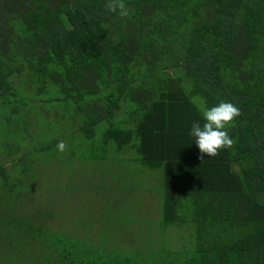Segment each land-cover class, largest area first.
I'll use <instances>...</instances> for the list:
<instances>
[{
    "label": "trees",
    "instance_id": "1",
    "mask_svg": "<svg viewBox=\"0 0 264 264\" xmlns=\"http://www.w3.org/2000/svg\"><path fill=\"white\" fill-rule=\"evenodd\" d=\"M108 2L0 0V264H264V0ZM221 101L235 143L201 161ZM35 111L37 152L72 143L47 171ZM172 229L193 249L160 252Z\"/></svg>",
    "mask_w": 264,
    "mask_h": 264
},
{
    "label": "rangeland",
    "instance_id": "2",
    "mask_svg": "<svg viewBox=\"0 0 264 264\" xmlns=\"http://www.w3.org/2000/svg\"><path fill=\"white\" fill-rule=\"evenodd\" d=\"M30 107V104L28 105V108ZM36 116V117H35ZM35 116L33 115V121H34V129L31 130V134L30 136L28 137L30 140H34L36 142H33L32 141V145L29 144V149H31V158H34L35 161L37 162L36 163V166H35V170H38V162L41 160V162H44L43 158L45 159V162H47L46 158H50L51 156H54V154H59L58 153V148L57 147H54L50 152L48 153H41V152H37L35 149L38 148V146L40 145V142L39 141H43L42 143H44V139L46 137V135H48L47 137V140L49 139V137L51 138H56L58 137L57 134H50V133H43L41 134V130H40V122H43L45 120H47V117L43 114V112H36L35 111ZM119 118V117H118ZM121 118V117H120ZM20 123H23L22 121ZM15 123L14 121H11L10 123V128L11 126H14ZM22 124H19L18 125V128L20 130H22L23 128L21 127ZM43 130H46V129H43ZM22 134V133H21ZM59 134V133H58ZM64 143L67 145V148L68 147H71L72 146V143H71V139L69 138L68 141H64ZM33 147V148H32ZM9 151H11V146L10 147H7ZM15 148V145L13 144L12 146V150ZM17 151V150H15ZM66 151V150H65ZM19 152L17 151L16 154H18ZM42 163V166L44 167V171H47L45 169H47V166L44 165L45 164ZM20 170H22V166L19 167ZM18 179H19V182H18V192L19 193V204H22V195L21 194H24L26 193L27 195H25V198L27 199V201H29L30 199V196L32 194V191H33V188H32V185H29V183L31 182V179H33L32 177H28L26 176V181H23L24 179V176H22V172L21 171H18ZM68 180V178H67ZM41 182H43L45 185L47 184L46 182V179L44 177L43 180H41ZM70 182H71V179H70ZM142 188V187H141ZM140 188V189H141ZM145 187H143L142 189H144ZM69 194V193H68ZM27 210L29 211L30 208L28 207L27 205ZM85 223H86V226L89 228L91 225L89 223L86 222V219H84ZM167 233H169V236H167L169 239H171L172 241H168V244H167V238L165 237V235L162 233L160 235H158L157 238L160 239V241L158 242V244H160L159 246V251L164 253L167 251V248L168 249H172L174 250V252L178 253V254H181L183 252H189L190 250H192L193 248V241L190 240L192 239L191 236H189V230H185V231H181L180 229H172V230H168L166 231ZM121 234V233H119ZM89 236V235H88ZM114 237V241H106V245H109V246H106L105 248L107 250H105V252H109L108 250H113L115 252H120L121 253V256H127L128 255V251H126L125 249H120V245L121 243H127L128 240L125 239V237L127 238H133L135 236H118L117 234L113 236ZM100 238H103V237H100ZM176 240H179V241H176ZM132 241H129L128 243H130ZM152 243V242H151ZM191 244V246H190ZM153 245V244H151ZM168 245V246H167ZM125 246V244H124ZM123 250V251H122Z\"/></svg>",
    "mask_w": 264,
    "mask_h": 264
},
{
    "label": "clouds",
    "instance_id": "3",
    "mask_svg": "<svg viewBox=\"0 0 264 264\" xmlns=\"http://www.w3.org/2000/svg\"><path fill=\"white\" fill-rule=\"evenodd\" d=\"M108 10L119 11L121 17H127L130 10L124 3V0H109L106 5ZM238 107L230 102L221 101L218 105L202 110V116L205 121L203 126L196 121L192 123L191 135L195 137V143L198 146L200 155L198 159L203 161V157L216 156L223 148H231L235 140L229 137L225 130L226 126L231 125L233 120L240 116ZM60 151H64L67 145L60 141L57 145Z\"/></svg>",
    "mask_w": 264,
    "mask_h": 264
},
{
    "label": "crops",
    "instance_id": "4",
    "mask_svg": "<svg viewBox=\"0 0 264 264\" xmlns=\"http://www.w3.org/2000/svg\"><path fill=\"white\" fill-rule=\"evenodd\" d=\"M148 194L150 195V192ZM81 227H83V225H81ZM79 230L84 231V229L82 228H79Z\"/></svg>",
    "mask_w": 264,
    "mask_h": 264
}]
</instances>
